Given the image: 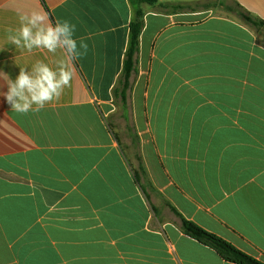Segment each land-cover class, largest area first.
Listing matches in <instances>:
<instances>
[{"label": "crops", "instance_id": "0c3cea01", "mask_svg": "<svg viewBox=\"0 0 264 264\" xmlns=\"http://www.w3.org/2000/svg\"><path fill=\"white\" fill-rule=\"evenodd\" d=\"M140 9L123 106L113 90L136 15L129 0H0V93L19 68L63 58L10 44L19 14L67 20L88 45L43 110L17 113L0 95V264H234L184 234L176 212L264 263V30L239 13L264 20V0ZM117 108L129 145L111 123Z\"/></svg>", "mask_w": 264, "mask_h": 264}, {"label": "clouds", "instance_id": "9594fccd", "mask_svg": "<svg viewBox=\"0 0 264 264\" xmlns=\"http://www.w3.org/2000/svg\"><path fill=\"white\" fill-rule=\"evenodd\" d=\"M18 18L19 27L8 30L10 44L28 52L45 49L49 53L59 51L63 55L62 59L55 61L54 67L37 61L30 70L19 68L15 80L6 76L7 91L0 95L11 110L27 114L29 111H41L47 104L61 98L73 78L70 64H75L86 55L88 45L83 39L78 41L74 37L75 25L67 20L58 19L53 24L47 14L37 11L19 14Z\"/></svg>", "mask_w": 264, "mask_h": 264}, {"label": "trees", "instance_id": "16d2710c", "mask_svg": "<svg viewBox=\"0 0 264 264\" xmlns=\"http://www.w3.org/2000/svg\"><path fill=\"white\" fill-rule=\"evenodd\" d=\"M129 1L131 5L136 8V15L134 20L129 25V37L126 51L124 54L123 67L119 79L117 81V86L113 90L115 101L123 106H126L127 104L128 93L132 85L131 79L136 71V58L139 51V39L144 26V14L140 8L142 5L154 6L158 3L159 0ZM163 8L168 11H176L181 9L182 7L175 5H164ZM239 13L246 23L257 29L264 30V20L253 17L251 14L247 13L243 9H240ZM133 155L134 159L136 160V165H133L135 179L137 183L141 186L143 191L145 193H148V190L153 189V185L149 180L147 171L144 167V164L138 151H135ZM176 215L179 218V228L184 234L193 238L198 243L212 248L225 261L234 264H264L263 262L253 258L252 256L240 251L231 243L225 241L221 237L210 233L195 224L194 222L185 219L178 212H176Z\"/></svg>", "mask_w": 264, "mask_h": 264}, {"label": "rangeland", "instance_id": "374dc122", "mask_svg": "<svg viewBox=\"0 0 264 264\" xmlns=\"http://www.w3.org/2000/svg\"><path fill=\"white\" fill-rule=\"evenodd\" d=\"M122 110L120 108H117V111L113 118L111 119V123L113 124V127L115 129V133L117 136L122 140L124 145H129L130 143V136L127 135L126 132V126H130V121H126L121 117ZM130 135V132L128 133Z\"/></svg>", "mask_w": 264, "mask_h": 264}]
</instances>
